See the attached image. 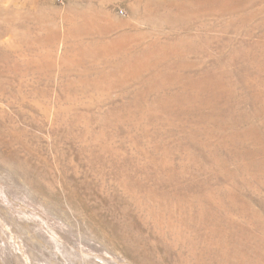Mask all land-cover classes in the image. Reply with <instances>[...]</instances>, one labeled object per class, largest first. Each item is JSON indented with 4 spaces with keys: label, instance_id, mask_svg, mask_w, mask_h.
<instances>
[{
    "label": "rangeland",
    "instance_id": "1",
    "mask_svg": "<svg viewBox=\"0 0 264 264\" xmlns=\"http://www.w3.org/2000/svg\"><path fill=\"white\" fill-rule=\"evenodd\" d=\"M176 1L0 0V264H264V0Z\"/></svg>",
    "mask_w": 264,
    "mask_h": 264
},
{
    "label": "bare ground",
    "instance_id": "2",
    "mask_svg": "<svg viewBox=\"0 0 264 264\" xmlns=\"http://www.w3.org/2000/svg\"><path fill=\"white\" fill-rule=\"evenodd\" d=\"M167 1L168 0H136V3L139 6L143 2L144 3L145 2H148V3L149 2H152V3L166 2V3H168ZM173 2H177V1L176 0L172 1L171 0V3H173ZM197 2H199V0H197L196 3ZM191 3H194V1H192ZM67 20H68L67 27H68L69 33H70V35H72L76 39H79L80 37L84 36L91 29L100 28V27L102 28V26H104L103 24H101L100 20L97 19L96 17H88V16L74 17L73 16V17H70ZM52 33L54 34V32H50V34H49L50 35L49 36V40H51L54 36L56 37V35L51 36ZM128 44H129V37L122 35L121 37L119 36L118 38H116V39H114V40H112V41H110L108 43H100L98 41L97 42H91V43H85V44L82 43V47H80V52H82L83 54L87 53V52L94 53V54H96V53H105V55H106V53H108L110 55H112V54L113 55H115V54L119 55L120 54V56H121V54L123 52H125V47ZM152 55H154V54H152ZM65 58H66V61H70V62H73V61H75V62L79 61L80 62L81 61V58L77 59V57L70 56V55H67ZM147 60H150V59L148 58ZM145 63H146V60H144V61L140 60L139 63L137 65H135V68H140L141 66L145 65Z\"/></svg>",
    "mask_w": 264,
    "mask_h": 264
}]
</instances>
